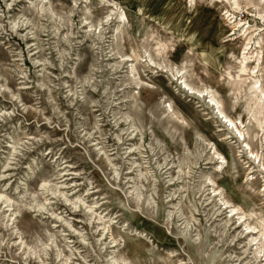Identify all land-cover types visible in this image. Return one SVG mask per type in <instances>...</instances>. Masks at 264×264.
Segmentation results:
<instances>
[{"label": "rangeland", "instance_id": "1", "mask_svg": "<svg viewBox=\"0 0 264 264\" xmlns=\"http://www.w3.org/2000/svg\"><path fill=\"white\" fill-rule=\"evenodd\" d=\"M0 264H264V0H0Z\"/></svg>", "mask_w": 264, "mask_h": 264}, {"label": "bare ground", "instance_id": "2", "mask_svg": "<svg viewBox=\"0 0 264 264\" xmlns=\"http://www.w3.org/2000/svg\"><path fill=\"white\" fill-rule=\"evenodd\" d=\"M2 195V194H1ZM8 205V204H7Z\"/></svg>", "mask_w": 264, "mask_h": 264}]
</instances>
